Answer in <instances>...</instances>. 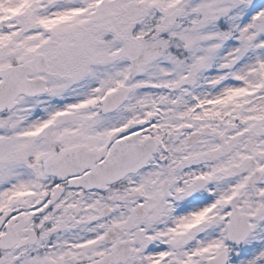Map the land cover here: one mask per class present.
I'll return each mask as SVG.
<instances>
[{
	"label": "snow or ice",
	"instance_id": "1",
	"mask_svg": "<svg viewBox=\"0 0 264 264\" xmlns=\"http://www.w3.org/2000/svg\"><path fill=\"white\" fill-rule=\"evenodd\" d=\"M0 264H264V0H0Z\"/></svg>",
	"mask_w": 264,
	"mask_h": 264
}]
</instances>
